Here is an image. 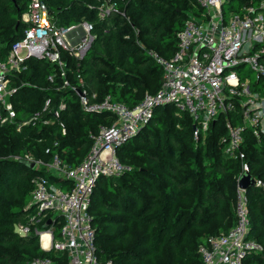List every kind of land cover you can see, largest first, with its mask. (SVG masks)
<instances>
[{
  "label": "trees",
  "instance_id": "trees-1",
  "mask_svg": "<svg viewBox=\"0 0 264 264\" xmlns=\"http://www.w3.org/2000/svg\"><path fill=\"white\" fill-rule=\"evenodd\" d=\"M42 1L58 25L83 20L93 24L95 39L81 60L62 52L70 85L79 86V74L95 100L109 97L130 107L160 86L162 69L148 51L172 56L185 20L203 11L197 0H109L114 10L101 19L98 7L104 0ZM28 4L29 0H0L1 60L24 35L27 24L21 16ZM25 64L24 71L11 76L16 117L0 125V264H26L38 256L56 260L54 251L40 247L37 236L15 231L33 212L28 208L33 178L51 177L30 168L22 157L30 154L48 162L58 153L63 162L76 166L89 152L100 125L113 120L110 113L83 110L75 91L62 87L55 65L31 57ZM46 99L50 106L43 110ZM60 101L66 103L59 118L65 132L57 120L44 123ZM36 112L41 115L37 121L19 126ZM225 119L220 115L204 136L195 139V123L188 113L159 106L151 121L117 148L118 158L130 169L119 177L98 179L91 198L100 259L113 264H202L199 246L209 236L228 231L235 220L240 162L224 152ZM244 136L241 150L250 175L264 181V141L249 131ZM246 197L249 236L263 249L247 255L243 264H264V193L252 186Z\"/></svg>",
  "mask_w": 264,
  "mask_h": 264
},
{
  "label": "built area",
  "instance_id": "built-area-1",
  "mask_svg": "<svg viewBox=\"0 0 264 264\" xmlns=\"http://www.w3.org/2000/svg\"><path fill=\"white\" fill-rule=\"evenodd\" d=\"M232 1L237 3L236 8ZM197 2L203 11L185 20L173 55L165 57L148 51L162 69L160 86L155 93L146 92L139 103L130 107L109 97L95 100V93H88L79 74V86L70 85L66 78L62 52L81 60L95 39L93 24L83 20L58 25L42 0H29L21 16L27 24L24 35L11 45L7 57L0 59V125L12 123L16 117L10 100L16 91L11 86V76L26 69L25 60L29 57L55 65L63 79L62 87L75 91L83 110L107 112L113 120L100 125L92 136L89 152L76 166L63 162L58 153L48 162L30 154L22 157L35 162L34 168L51 177L37 174L33 178L28 205L33 212L27 223L15 226V231L19 235L34 234L43 250L56 254V260L38 256L26 264H113L111 259L102 260L97 255L90 212L93 190L101 177H119L130 169L118 158L117 148L151 121L157 107L168 105L189 114L195 123V139L204 136L220 115L226 116L227 135L221 138L224 152L240 162L234 223L228 231L209 236L199 246L202 264H243L247 255L262 251V244L249 236L247 190L239 188L238 182L243 174L250 175V166L241 150L245 132L249 131L259 142L264 141V0ZM113 10L114 4L104 0L98 7V16L102 19ZM53 77L54 74L48 78L52 81ZM49 106L50 99H46L43 110ZM65 107L66 103L60 101L52 118L44 123L57 120L65 132L59 120ZM40 116L36 112L19 126L34 123ZM52 178L66 184L58 185ZM253 183L264 193L262 179L253 177ZM48 219L50 225L44 229Z\"/></svg>",
  "mask_w": 264,
  "mask_h": 264
},
{
  "label": "water",
  "instance_id": "water-1",
  "mask_svg": "<svg viewBox=\"0 0 264 264\" xmlns=\"http://www.w3.org/2000/svg\"><path fill=\"white\" fill-rule=\"evenodd\" d=\"M26 165H28L30 168H34L35 162L33 161H23ZM254 186L253 183V177L247 173L243 174L238 182V187L244 190H247L248 188ZM50 225V219H48L44 225L43 228L46 229Z\"/></svg>",
  "mask_w": 264,
  "mask_h": 264
},
{
  "label": "bare ground",
  "instance_id": "bare-ground-1",
  "mask_svg": "<svg viewBox=\"0 0 264 264\" xmlns=\"http://www.w3.org/2000/svg\"><path fill=\"white\" fill-rule=\"evenodd\" d=\"M43 238H47V234L46 233H44V235H43ZM47 245V243L45 242V243H43V246H46Z\"/></svg>",
  "mask_w": 264,
  "mask_h": 264
},
{
  "label": "rangeland",
  "instance_id": "rangeland-1",
  "mask_svg": "<svg viewBox=\"0 0 264 264\" xmlns=\"http://www.w3.org/2000/svg\"><path fill=\"white\" fill-rule=\"evenodd\" d=\"M231 5H232L233 7H236V6H237V3H236L235 1H232Z\"/></svg>",
  "mask_w": 264,
  "mask_h": 264
},
{
  "label": "crops",
  "instance_id": "crops-1",
  "mask_svg": "<svg viewBox=\"0 0 264 264\" xmlns=\"http://www.w3.org/2000/svg\"><path fill=\"white\" fill-rule=\"evenodd\" d=\"M234 8H236V7H234ZM145 94V93H144ZM44 239V242H46V238H43Z\"/></svg>",
  "mask_w": 264,
  "mask_h": 264
}]
</instances>
